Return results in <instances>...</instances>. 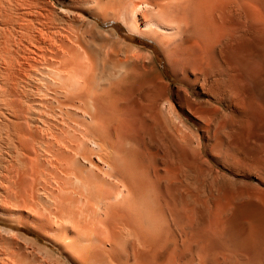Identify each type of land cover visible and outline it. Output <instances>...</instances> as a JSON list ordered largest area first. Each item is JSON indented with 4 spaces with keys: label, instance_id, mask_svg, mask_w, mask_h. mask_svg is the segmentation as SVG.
<instances>
[{
    "label": "bare ground",
    "instance_id": "obj_1",
    "mask_svg": "<svg viewBox=\"0 0 264 264\" xmlns=\"http://www.w3.org/2000/svg\"><path fill=\"white\" fill-rule=\"evenodd\" d=\"M263 141L264 0H0V264H264Z\"/></svg>",
    "mask_w": 264,
    "mask_h": 264
},
{
    "label": "rangeland",
    "instance_id": "obj_2",
    "mask_svg": "<svg viewBox=\"0 0 264 264\" xmlns=\"http://www.w3.org/2000/svg\"><path fill=\"white\" fill-rule=\"evenodd\" d=\"M104 29H113L115 30L122 38H126V42L128 43H131L133 44L134 46H139V47H143L146 51H149V52H152L153 55H154V58H155V62L156 64L158 65L163 77L166 79V81L170 82L171 83V86L173 87H180L182 84L181 82L175 77L170 65L167 63V60L165 58V55H163V51L161 50L160 46L154 42L153 40H150V39H145L144 37H140V36H137L139 37L141 40L137 41V42H131L130 38H132L133 34L129 33L126 29H121L122 27H120L117 23L116 24H113V23H109V24H106L104 25L103 27ZM143 41V42H142ZM147 41V42H146ZM142 42V43H141ZM151 42V43H150ZM144 43V44H143ZM146 43V44H145ZM166 75V76H165ZM177 79V80H176ZM221 97V96H220ZM219 97V98H220ZM221 100H222V97H221ZM225 113L226 114H229L228 111L225 110ZM192 130L194 131L195 128H192ZM191 130V131H192ZM206 143H204V141H202V144L205 146H208L207 148L210 147L209 150H212L214 148V141H209L210 145H208V140L205 141ZM213 142V145L211 144ZM264 144V141L262 142ZM203 160L210 162L208 157L206 155H203ZM210 166H212L213 168H215L214 164L212 162L209 163ZM5 226V225H4ZM7 229H10L12 231L15 232V234L17 233H21V234H24L25 236L31 238V239H36L35 235H28L27 233H25L23 230L25 228V226H20L19 224H16L12 227V229L9 227V226H6ZM38 242V241H36ZM39 244H42L43 241H39L38 242Z\"/></svg>",
    "mask_w": 264,
    "mask_h": 264
}]
</instances>
